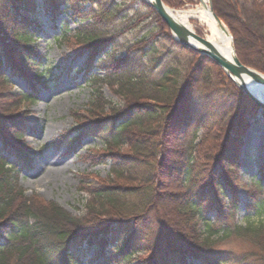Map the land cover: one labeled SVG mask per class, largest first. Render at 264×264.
<instances>
[{
    "label": "trees",
    "instance_id": "1",
    "mask_svg": "<svg viewBox=\"0 0 264 264\" xmlns=\"http://www.w3.org/2000/svg\"><path fill=\"white\" fill-rule=\"evenodd\" d=\"M212 1L217 17L231 29L238 59L264 74V9L250 11L239 0ZM88 3L92 7L86 8ZM97 3L0 0L1 89L15 76L46 88L42 73L35 72L40 69L32 47L41 27L37 15L45 9L58 19L70 10L81 24L76 38L94 48L106 44L97 51L98 64L104 83L120 98L117 104L102 88L93 92L89 127L104 143L112 168L103 185L87 192L83 215L26 196L18 179L24 173V148L19 152L12 145L21 141L14 131L19 124L0 110V264H80L86 251L97 248L104 264H264V219L247 226L235 223L240 192L233 180L250 119L261 115L264 121V111L215 63L173 41L146 4L144 18L155 22L157 35L120 48L103 27L119 8L100 2L94 9ZM154 38L188 54L187 64L166 63ZM93 79L95 85L101 82ZM211 94L218 98L204 103V113L198 111L195 99ZM21 99L36 103L37 97L27 92ZM125 146L126 153L118 150ZM263 189L258 182L249 190L248 212L262 213ZM226 192L231 194L227 204L222 201ZM234 240L251 245V251L220 249Z\"/></svg>",
    "mask_w": 264,
    "mask_h": 264
},
{
    "label": "rangeland",
    "instance_id": "2",
    "mask_svg": "<svg viewBox=\"0 0 264 264\" xmlns=\"http://www.w3.org/2000/svg\"><path fill=\"white\" fill-rule=\"evenodd\" d=\"M100 2L104 3L103 6L114 5L120 10L117 17L103 24L107 34L115 35V41L120 48H130L144 38L149 40L157 35L155 22L144 18L147 9L142 0H99V3L93 6L94 9L99 8ZM210 3L216 15L213 1L208 0V6ZM240 4L250 11L258 7L264 9V0H239ZM166 6L172 11H193L201 4L200 0H169V5L166 4ZM89 7L92 5L88 3L86 8ZM37 16L41 27L36 31L32 47L40 57V69H35V72L42 73L47 84L46 88L37 85L35 88V84H29L27 80L16 76L10 78V86L2 89L0 87V91L3 92L0 94V110L14 119L13 123L16 121L19 124L16 128L14 127V131L17 132L15 135L19 136V133L22 138L17 143L13 140L12 145L15 151L20 152L21 148H24V153L20 154L24 159L23 165L20 163L24 173L18 179L26 190V196H35L45 202L53 201L72 215H83L84 205L89 199L87 192L103 185V181L111 177L112 168V164L104 157L106 150L104 143L96 138L97 132L89 127L91 119L88 112L93 92L96 87H100L105 97L117 104L120 98L114 95L111 88L104 83L100 69L102 67L98 64L100 56L97 51L106 44L94 48L86 41L76 38L75 31L81 24L79 18L70 10L58 19L54 18L51 11L45 9H41ZM222 22L232 36L231 29L223 20ZM191 25L203 38L208 36L206 28L202 27L201 23L193 20ZM154 39L157 41L159 56L164 61L166 60V63L176 62L178 59L182 64H187V57L190 58L188 54L180 50L183 54L177 57L178 54L175 56L174 51L179 53L180 51L171 48L168 41ZM168 50H170L169 53ZM123 55L121 54L119 58ZM157 71L159 72V69ZM223 72L228 82L236 86L225 71ZM216 73L219 76L218 72ZM94 76L101 79L97 85L94 79L91 80ZM215 77L214 74V79ZM236 88L239 89L237 86ZM27 92L37 97L36 103L21 99L22 94ZM199 97L201 99L196 98L195 103L198 111L202 113L207 106L204 103H210L218 98L213 94L208 98L201 95ZM250 125V129L245 134L240 156L241 164L233 174L236 188L240 192L239 206L235 212L234 221L242 226H247L249 223L258 224L264 219V208L260 215L247 210L248 203H251L249 202V190H252L258 182H261L264 188V121L262 116L250 119ZM9 128L10 133L13 128ZM15 135L13 134V137ZM74 137L78 139L72 142ZM127 149L128 147L125 146L118 150L126 153ZM8 159L14 162L11 156ZM45 159L53 161V164L57 166L56 169L65 167L64 170L55 172L53 180L46 178L48 170L42 166ZM178 187L179 184H173L172 189L176 190ZM229 199H231V194L226 192L222 196V201L227 204ZM213 218L214 215H210L209 219L213 220ZM2 244L3 242L0 241V247ZM220 249H231L240 253L251 251L252 246L240 240H234L224 243ZM100 255V249H90L86 251L80 264H104V259ZM142 257L145 256L142 255Z\"/></svg>",
    "mask_w": 264,
    "mask_h": 264
},
{
    "label": "water",
    "instance_id": "3",
    "mask_svg": "<svg viewBox=\"0 0 264 264\" xmlns=\"http://www.w3.org/2000/svg\"><path fill=\"white\" fill-rule=\"evenodd\" d=\"M147 4L151 9L157 13L160 19L166 24L168 29L171 32L172 39L181 45L186 50L193 51L196 54H199L202 58H207L210 61H213L220 69L225 71L228 78L236 84V86L251 100L252 103L256 104L261 111H264V102L254 97L251 92H249L245 85V78H249L251 81H255L259 85L264 87V75L255 69H251L245 66L237 57L236 51L234 49L233 38L231 34H227L229 38L232 39V47L234 49L233 59L227 60L221 54L217 52L213 44L210 41H207L200 35L194 33L187 27H185L178 19H176L171 11L168 8L163 0H142ZM200 3L204 5L203 0H200ZM207 7V6H205ZM210 10L213 12V7L210 3ZM213 16L216 18L218 24L224 27V23L217 17L214 12ZM227 30V28L225 27Z\"/></svg>",
    "mask_w": 264,
    "mask_h": 264
},
{
    "label": "bare ground",
    "instance_id": "4",
    "mask_svg": "<svg viewBox=\"0 0 264 264\" xmlns=\"http://www.w3.org/2000/svg\"><path fill=\"white\" fill-rule=\"evenodd\" d=\"M148 1L151 2V0ZM203 2L204 5L200 3L201 6H197L196 10L193 11H172L171 9L170 11L176 19H178L185 27L194 33H196V30L191 25V22L195 20V22L201 23L202 27L206 28L208 33V36L205 39L213 44L219 54L231 61L235 55L232 47V39L229 38L225 26L222 27L218 24L216 18L213 16V12H211L210 6H208V0H203ZM244 81L247 90L251 92L254 97H257V99L264 102V87L255 81H251L249 78H245ZM51 135L52 134H50V136ZM53 163V161H48L47 159L42 162V166L48 170L46 177L48 180L55 179L54 174L57 170L65 169L64 166L61 167V169H56L57 166Z\"/></svg>",
    "mask_w": 264,
    "mask_h": 264
}]
</instances>
